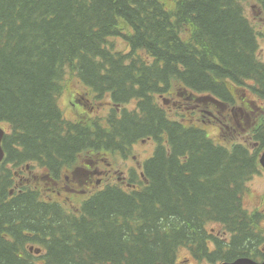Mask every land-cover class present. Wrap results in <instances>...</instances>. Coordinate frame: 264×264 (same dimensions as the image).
<instances>
[{"label":"trees","instance_id":"trees-1","mask_svg":"<svg viewBox=\"0 0 264 264\" xmlns=\"http://www.w3.org/2000/svg\"><path fill=\"white\" fill-rule=\"evenodd\" d=\"M244 1L0 0L7 153L0 164V264H174L182 247L212 262L259 252L261 217L244 207L243 195L257 171L264 126L253 131L257 150L228 147L157 100L174 82L191 101L187 108L195 106L192 115L197 102H234L237 87L264 100V32ZM257 3L264 10V0ZM118 39L125 48L115 47ZM67 69L97 98L110 95L107 116L65 118L58 96ZM132 101L136 106L125 107ZM147 138L156 146L143 163L142 184L109 185L77 212L22 184L25 170L41 167L58 177L85 152L126 154ZM208 223L220 225L222 237ZM32 244L44 251H30Z\"/></svg>","mask_w":264,"mask_h":264},{"label":"rangeland","instance_id":"rangeland-1","mask_svg":"<svg viewBox=\"0 0 264 264\" xmlns=\"http://www.w3.org/2000/svg\"><path fill=\"white\" fill-rule=\"evenodd\" d=\"M247 15L258 29L264 27V10L256 0L244 1ZM114 43V41L112 40ZM114 45V44H113ZM118 49L125 48V43L118 39L115 42ZM264 57V50L261 49ZM65 88L59 97L61 106L66 117L76 119L77 117L88 120L99 116H107L114 106L110 97L97 99L79 80L75 71L68 70L65 75ZM183 87L177 82L173 83L171 93L158 95L159 103L167 106L171 114L183 113L187 118H192L206 127L208 133L217 142L228 147L241 142L255 151L260 146L255 142L253 131L264 122V102L256 101L247 86L236 90L237 100L229 104L216 103V106H201L195 115L193 108H187L189 101L182 95ZM165 105V106H166ZM78 106H83L79 113ZM135 102L129 107H134ZM223 106V107H222ZM216 116H219L218 120ZM193 116V117H192ZM152 139L139 140L134 143L126 154L121 152H85L80 155L77 162L64 169L58 178L42 172H33L28 177L31 186H38L43 196L50 197L63 203L72 212H77L81 203L92 193L103 188L107 184H118L128 188L131 177L136 182L141 179V171L144 160L151 156L155 149ZM87 169L89 172L82 170ZM86 176V177H83ZM101 179V183H95ZM123 180L124 182L120 181ZM248 188L244 196V205L251 212H260L262 219L260 228L264 231V174H256L247 182ZM220 228L216 224H210L209 228ZM176 264H213L210 261H198L192 258L189 250L182 247L178 251Z\"/></svg>","mask_w":264,"mask_h":264},{"label":"water","instance_id":"water-1","mask_svg":"<svg viewBox=\"0 0 264 264\" xmlns=\"http://www.w3.org/2000/svg\"><path fill=\"white\" fill-rule=\"evenodd\" d=\"M4 138V130L0 127V161L4 158V149L2 147V140ZM262 163L264 164V154L262 157ZM223 264H264V263H256L250 259L241 258L232 263H223Z\"/></svg>","mask_w":264,"mask_h":264},{"label":"bare ground","instance_id":"bare-ground-1","mask_svg":"<svg viewBox=\"0 0 264 264\" xmlns=\"http://www.w3.org/2000/svg\"><path fill=\"white\" fill-rule=\"evenodd\" d=\"M90 8V7H89Z\"/></svg>","mask_w":264,"mask_h":264}]
</instances>
